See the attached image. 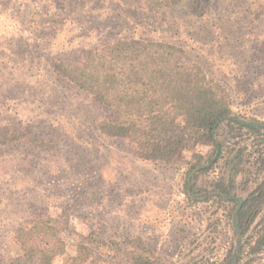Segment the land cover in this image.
Segmentation results:
<instances>
[{"label": "rangeland", "instance_id": "374dc122", "mask_svg": "<svg viewBox=\"0 0 264 264\" xmlns=\"http://www.w3.org/2000/svg\"><path fill=\"white\" fill-rule=\"evenodd\" d=\"M127 3L0 0V124L22 126L36 140L0 147V264H35L20 251L15 228L34 215L59 219L63 211L70 255L78 235L92 232L113 248L101 253L112 264H126L116 246L133 238L163 264H264V246L250 252L257 234L250 227L239 238L235 202L212 187L221 164L207 161L212 146L192 144L174 166L139 159L126 141L97 132L106 110L49 65L110 39H164L228 88L236 115L264 128V16L251 21L250 0H213L202 18L141 11L135 19ZM199 156L209 169L189 174ZM189 176L195 185L187 190ZM244 177L232 190L239 199L253 189L240 183Z\"/></svg>", "mask_w": 264, "mask_h": 264}, {"label": "trees", "instance_id": "16d2710c", "mask_svg": "<svg viewBox=\"0 0 264 264\" xmlns=\"http://www.w3.org/2000/svg\"><path fill=\"white\" fill-rule=\"evenodd\" d=\"M212 9L213 0H128L126 11L135 19L141 11L151 16L179 11L202 18ZM247 12L251 21L259 20L264 16V0H250ZM49 65L56 75L83 90L106 110L97 122V132L126 141L139 159L174 166L183 160L192 144L212 146L207 161H211V167L221 162L220 174L212 187L226 200L235 202L231 219L241 234L250 227L257 234L250 252L262 250L264 128L236 115L228 88L208 76L201 64L190 60L181 45L159 38L110 39L82 49L76 60L55 58ZM248 140L253 142L247 143ZM35 141L22 126L0 124V147ZM249 145L251 151H247ZM203 158L199 156L191 165L189 174L209 169ZM243 173L246 177L240 183L252 184L253 189L239 199L232 190L236 178ZM188 180L187 190L195 185V178L191 182L189 176ZM68 226L67 211L59 219L34 215L15 228V240L23 256L35 264H52L58 257L63 258L64 264H112L101 259L106 243L92 232L78 235L76 253L68 254L62 237ZM126 244L128 247L116 246L126 264H163L158 257L146 253L139 238L126 240ZM106 247L113 250L110 245Z\"/></svg>", "mask_w": 264, "mask_h": 264}, {"label": "water", "instance_id": "95a60500", "mask_svg": "<svg viewBox=\"0 0 264 264\" xmlns=\"http://www.w3.org/2000/svg\"><path fill=\"white\" fill-rule=\"evenodd\" d=\"M243 122H245V121H243ZM247 123H248V122H247ZM249 124L257 125V123H249ZM239 206H240V205H239ZM235 229L237 230L238 236H239V238H240V237H241L240 231L238 230L237 227H235Z\"/></svg>", "mask_w": 264, "mask_h": 264}, {"label": "flooded vegetation", "instance_id": "af4514ba", "mask_svg": "<svg viewBox=\"0 0 264 264\" xmlns=\"http://www.w3.org/2000/svg\"><path fill=\"white\" fill-rule=\"evenodd\" d=\"M241 234V233H240Z\"/></svg>", "mask_w": 264, "mask_h": 264}]
</instances>
